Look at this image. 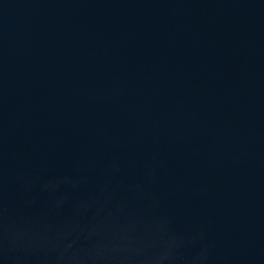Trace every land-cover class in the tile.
<instances>
[{"label":"water","instance_id":"water-1","mask_svg":"<svg viewBox=\"0 0 264 264\" xmlns=\"http://www.w3.org/2000/svg\"><path fill=\"white\" fill-rule=\"evenodd\" d=\"M0 264H264V0H0Z\"/></svg>","mask_w":264,"mask_h":264}]
</instances>
